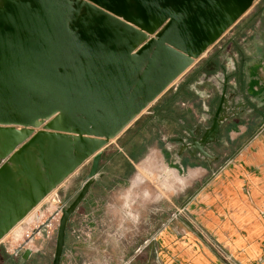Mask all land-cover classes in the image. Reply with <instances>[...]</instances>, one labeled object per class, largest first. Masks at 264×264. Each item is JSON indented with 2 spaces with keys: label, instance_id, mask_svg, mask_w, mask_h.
I'll return each mask as SVG.
<instances>
[{
  "label": "water",
  "instance_id": "obj_1",
  "mask_svg": "<svg viewBox=\"0 0 264 264\" xmlns=\"http://www.w3.org/2000/svg\"><path fill=\"white\" fill-rule=\"evenodd\" d=\"M256 1L22 0L2 11L0 107L7 103L18 114L11 124L29 127L14 148L24 153L29 145L38 146L34 153L44 179L32 176L38 197L11 225H0V241L89 160L81 191L62 209L52 261L60 264L68 219L98 175L102 149ZM226 101L222 96L205 134L186 145L193 157L210 156L206 147L218 141ZM41 131L63 138L57 141L55 165L45 158ZM13 152L1 159V167ZM30 254L26 248L23 258Z\"/></svg>",
  "mask_w": 264,
  "mask_h": 264
},
{
  "label": "crops",
  "instance_id": "obj_2",
  "mask_svg": "<svg viewBox=\"0 0 264 264\" xmlns=\"http://www.w3.org/2000/svg\"><path fill=\"white\" fill-rule=\"evenodd\" d=\"M245 15L102 149L98 175L87 197L105 180L116 178L117 185L134 181L131 177L120 182L116 169L131 168L134 162L115 161V151L132 160L165 153L196 176L220 169L202 182L187 199L188 205L238 262L264 264V18ZM223 95L227 99L223 114L233 116L221 123L217 143L207 145L210 156L193 158V149L186 145L210 128ZM90 164L86 161L55 195H69L67 184L79 171L84 181ZM165 247L169 254L164 264H223L194 235L174 245L167 241ZM121 248L131 250L130 256L120 257L121 264L134 263L133 244ZM7 249L0 248V264H27L35 254L32 250L24 260L22 254L16 256Z\"/></svg>",
  "mask_w": 264,
  "mask_h": 264
},
{
  "label": "rangeland",
  "instance_id": "obj_3",
  "mask_svg": "<svg viewBox=\"0 0 264 264\" xmlns=\"http://www.w3.org/2000/svg\"><path fill=\"white\" fill-rule=\"evenodd\" d=\"M254 4L244 18H264V8L258 10L264 7V0ZM39 129L42 126L36 130ZM113 155L115 161L134 162L131 168L116 169L120 182L131 177L134 181L117 185L116 178L105 180L87 197L90 185L68 219L60 264H121L120 257L131 255L130 249L121 248L122 244H133L132 264H164V256L169 254L165 243L184 242L189 235L196 236L227 264L221 255L232 256L229 249L205 230L187 200L212 172L205 177L193 175L161 152L141 160L129 159L122 151ZM84 181L79 171L67 184L69 195L58 198V188L48 194L0 241V248H8L16 256H23L24 250L30 248L35 254L27 264H52L62 209L78 196ZM28 239L24 248L15 252ZM232 259L241 264L233 256Z\"/></svg>",
  "mask_w": 264,
  "mask_h": 264
},
{
  "label": "bare ground",
  "instance_id": "obj_4",
  "mask_svg": "<svg viewBox=\"0 0 264 264\" xmlns=\"http://www.w3.org/2000/svg\"><path fill=\"white\" fill-rule=\"evenodd\" d=\"M21 1L0 0V13L14 9ZM82 24H84L83 19ZM17 116L18 114L9 104L5 103L0 107V161L14 149L6 163L0 166V225L4 227L11 225L12 221L24 214L32 205V200L38 197L37 190L32 185V176L36 175L44 179L43 170L34 153L38 146L29 145L24 153L19 147L14 148L24 136L28 135L30 130L29 127H19L10 123L18 120ZM32 122H35V119ZM131 124L132 122L122 132ZM41 136L45 139V158L50 164L55 165L57 162L55 155L58 151L57 141H62L63 138L54 135L53 131H41ZM41 189L45 190L42 184Z\"/></svg>",
  "mask_w": 264,
  "mask_h": 264
},
{
  "label": "built area",
  "instance_id": "obj_5",
  "mask_svg": "<svg viewBox=\"0 0 264 264\" xmlns=\"http://www.w3.org/2000/svg\"><path fill=\"white\" fill-rule=\"evenodd\" d=\"M220 172V169H218V170H215V171H213L212 172V175L213 176H215V175H217L218 173ZM184 209V208H183ZM180 213H181V210H180ZM220 254V253H219ZM221 255V254H220ZM222 256V258L225 260V262L227 263V264H238L237 262H235V260L234 259H232V256H230V255H221Z\"/></svg>",
  "mask_w": 264,
  "mask_h": 264
},
{
  "label": "flooded vegetation",
  "instance_id": "obj_6",
  "mask_svg": "<svg viewBox=\"0 0 264 264\" xmlns=\"http://www.w3.org/2000/svg\"><path fill=\"white\" fill-rule=\"evenodd\" d=\"M224 97H225V95H223ZM224 111H225V106H224ZM224 111H223V113H224ZM233 114V113H232ZM230 115V116H225L224 114H223V116H225L226 117V119H225V121L226 120H228L231 116H233V115ZM192 156V155H191ZM193 157V156H192ZM193 158H196V157H193Z\"/></svg>",
  "mask_w": 264,
  "mask_h": 264
},
{
  "label": "trees",
  "instance_id": "obj_7",
  "mask_svg": "<svg viewBox=\"0 0 264 264\" xmlns=\"http://www.w3.org/2000/svg\"><path fill=\"white\" fill-rule=\"evenodd\" d=\"M260 7H261V9L264 8V7H262V5H261V6H259L258 10H261ZM263 11H264V9H263ZM261 12H262V11H261Z\"/></svg>",
  "mask_w": 264,
  "mask_h": 264
}]
</instances>
